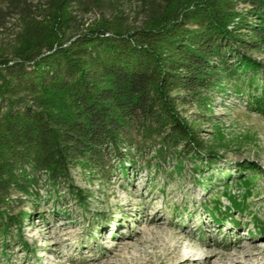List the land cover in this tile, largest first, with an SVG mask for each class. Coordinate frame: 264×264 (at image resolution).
Listing matches in <instances>:
<instances>
[{"label": "trees", "instance_id": "trees-1", "mask_svg": "<svg viewBox=\"0 0 264 264\" xmlns=\"http://www.w3.org/2000/svg\"><path fill=\"white\" fill-rule=\"evenodd\" d=\"M117 1L0 0V32L13 35L0 44L2 245L30 215L8 212L14 194L63 183L84 202L68 183L71 169L104 174L115 160L126 175L133 129L182 155L217 157L204 151L201 119L189 122L178 106L204 107L221 80L261 67L242 49L264 46V0H128L140 4L139 26ZM106 4L111 14L87 23L86 14ZM261 98L253 99L264 112ZM230 199L224 212L244 210Z\"/></svg>", "mask_w": 264, "mask_h": 264}, {"label": "rangeland", "instance_id": "rangeland-1", "mask_svg": "<svg viewBox=\"0 0 264 264\" xmlns=\"http://www.w3.org/2000/svg\"><path fill=\"white\" fill-rule=\"evenodd\" d=\"M115 4L132 25H141L138 2ZM111 12L106 4L85 19ZM12 37L0 32V44ZM242 52L259 70L221 80L204 94V107L178 106L189 122L201 119L204 151L217 157L182 155L156 134L133 129L124 147L133 159L125 162L126 175L115 160L104 174L71 169L68 183L83 190L84 202L63 183L55 189L43 182L38 194L13 195L8 212L30 215L0 244V264H264V112L253 99L261 96L264 110V46ZM231 196L245 202L244 210L224 212Z\"/></svg>", "mask_w": 264, "mask_h": 264}, {"label": "bare ground", "instance_id": "bare-ground-1", "mask_svg": "<svg viewBox=\"0 0 264 264\" xmlns=\"http://www.w3.org/2000/svg\"><path fill=\"white\" fill-rule=\"evenodd\" d=\"M241 262L240 261H236L235 264H240Z\"/></svg>", "mask_w": 264, "mask_h": 264}]
</instances>
